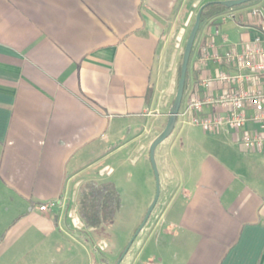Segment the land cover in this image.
I'll return each instance as SVG.
<instances>
[{"label": "crops", "instance_id": "crops-1", "mask_svg": "<svg viewBox=\"0 0 264 264\" xmlns=\"http://www.w3.org/2000/svg\"><path fill=\"white\" fill-rule=\"evenodd\" d=\"M221 1L0 0V264L96 263L100 241L81 233L99 229H75L69 217L76 186L110 155L149 152L167 126L196 15ZM263 3L201 25L183 106L222 94L217 74L228 68L212 56L259 35L251 11ZM156 161L160 197L122 264H264V148L178 118ZM64 198L65 208L39 210Z\"/></svg>", "mask_w": 264, "mask_h": 264}, {"label": "built area", "instance_id": "built-area-1", "mask_svg": "<svg viewBox=\"0 0 264 264\" xmlns=\"http://www.w3.org/2000/svg\"><path fill=\"white\" fill-rule=\"evenodd\" d=\"M255 22L254 29L259 35L249 44L243 45L241 52L229 51L224 56L214 53L212 60L216 65L225 66L227 71H219L218 81L226 88L219 96L207 94L203 99L191 97L182 107L178 118L183 125L197 126L206 133H219L228 129L233 131L241 145L250 150L262 151L264 136L251 132L247 125L254 122L264 127V3L251 11ZM224 20L235 19L233 13L222 16ZM201 61L209 60L208 50L203 48ZM232 68V69H231ZM209 87L210 81L203 84ZM206 108H211L205 113ZM248 110L253 115L248 117ZM67 206V199L51 202L39 207L41 212L52 208Z\"/></svg>", "mask_w": 264, "mask_h": 264}, {"label": "rangeland", "instance_id": "rangeland-1", "mask_svg": "<svg viewBox=\"0 0 264 264\" xmlns=\"http://www.w3.org/2000/svg\"><path fill=\"white\" fill-rule=\"evenodd\" d=\"M198 133L200 132L198 131ZM202 146L204 148L208 147L207 145ZM107 169H109V172L102 175V172ZM86 177L98 183H113L120 193L122 209L116 218L111 223L103 225L99 230L97 229L98 231L94 233H90V231L81 233L84 236H88L87 238L90 240L96 239L97 242L99 240L100 243L104 242L107 245L104 253H102L101 249L99 251L98 247L95 248L97 250L94 254L95 264H100L103 256L106 257L105 262L107 264H115L134 238L156 196L157 180L150 160V153L141 154L138 151H134V149L117 152L108 156L100 166L90 171ZM151 196L153 197L152 201L147 207ZM69 205L71 209L76 207L74 201H70ZM151 221L152 218L140 234L146 231ZM69 224L70 229L76 235L78 231L73 229L70 220ZM132 247L134 248L135 246ZM150 251L144 255V259L147 260L150 256ZM78 262L79 264H87L85 258Z\"/></svg>", "mask_w": 264, "mask_h": 264}, {"label": "water", "instance_id": "water-1", "mask_svg": "<svg viewBox=\"0 0 264 264\" xmlns=\"http://www.w3.org/2000/svg\"><path fill=\"white\" fill-rule=\"evenodd\" d=\"M256 0H226V1H221V2H216L221 4L222 6L228 8V9H233L239 6H242L244 4H248L251 2H254ZM210 4V3H209ZM208 4L203 5L195 18V23L194 26L188 36L183 54H182V59H181V73H180V78L178 80V85H177V93H176V97H175V101L173 103V106L171 108V111L169 113V119H168V123L167 126L165 127L164 131L152 142L150 148H149V153H150V160L153 166V170L155 172V176H156V180H157V191H156V196L144 218L143 223L141 224L140 228L137 230L134 238L132 239V241L130 242L129 246L126 248V250L123 252L121 258L118 260V262L116 264H122L123 261L125 260V258L128 256L131 247L133 246L136 238L139 236V234L144 230L145 226L147 225L148 221L151 218V215L153 213V211L155 210V207L158 203L159 197H160V174H159V169H158V165H157V161H156V151L157 148L163 144L169 137L170 135L173 133L176 125H177V120H178V116L182 107V103L184 100V94H185V86H186V79H187V74H188V69H189V64H190V60H191V56H192V52H193V48L198 36V33L200 31L201 25H202V21H201V17H202V13L203 10L206 8ZM184 32L182 31L177 39H176V45L177 47L180 46L181 40H182V36H183ZM107 170H104L102 172L105 173ZM79 188V185L76 186V190ZM76 194L77 192L74 193L73 195V201L75 202L76 199ZM69 217L72 219V224L75 227V229L78 230H83L85 228L84 223L81 221L77 210L74 209L73 211L70 212ZM99 247L101 248V250H105L107 245L103 242L100 243Z\"/></svg>", "mask_w": 264, "mask_h": 264}, {"label": "trees", "instance_id": "trees-1", "mask_svg": "<svg viewBox=\"0 0 264 264\" xmlns=\"http://www.w3.org/2000/svg\"><path fill=\"white\" fill-rule=\"evenodd\" d=\"M258 1L259 0H256L233 9H228L219 3H210L203 10L201 17L202 25L207 21L222 17L231 11L252 6ZM180 73L181 65L179 66V78ZM187 83L188 74L185 93L187 90ZM76 205L78 215L84 223L85 228L87 230H96L103 225L111 223L116 218L122 209V199L113 183L89 181L80 185L77 193Z\"/></svg>", "mask_w": 264, "mask_h": 264}, {"label": "flooded vegetation", "instance_id": "flooded-vegetation-1", "mask_svg": "<svg viewBox=\"0 0 264 264\" xmlns=\"http://www.w3.org/2000/svg\"><path fill=\"white\" fill-rule=\"evenodd\" d=\"M98 245H99V244H98ZM122 254H123V253H122ZM122 254H121V256H122ZM121 256L119 257V259L121 258ZM119 259H118V260H119ZM118 260H117V262H118ZM117 262H116V263H117ZM116 263H115V264H116ZM104 264H107V263H106V262H104Z\"/></svg>", "mask_w": 264, "mask_h": 264}]
</instances>
